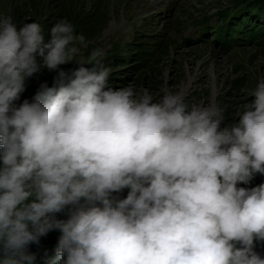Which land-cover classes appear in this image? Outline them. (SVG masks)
Here are the masks:
<instances>
[{"label": "clouds", "instance_id": "9594fccd", "mask_svg": "<svg viewBox=\"0 0 264 264\" xmlns=\"http://www.w3.org/2000/svg\"><path fill=\"white\" fill-rule=\"evenodd\" d=\"M85 41L66 20L45 42L41 24L0 13V264H34L29 246L53 230L48 264H264V184L237 187L264 175V79L221 128L216 106L114 90L96 48L92 68L60 71L16 106Z\"/></svg>", "mask_w": 264, "mask_h": 264}, {"label": "rangeland", "instance_id": "374dc122", "mask_svg": "<svg viewBox=\"0 0 264 264\" xmlns=\"http://www.w3.org/2000/svg\"><path fill=\"white\" fill-rule=\"evenodd\" d=\"M237 1L0 0V13L11 16L18 29L33 22L44 29L59 14L77 22L91 12L90 35L76 54L78 68H91V52L102 48L98 59L111 70L109 86L114 90L131 83L137 92L146 89L153 102L167 92L182 94L189 107H218L223 128L239 122L238 114L264 79V19L259 20L262 34L252 43L225 47L199 35L202 20ZM140 51L149 53L147 61L135 56ZM56 216L66 220L67 209Z\"/></svg>", "mask_w": 264, "mask_h": 264}, {"label": "trees", "instance_id": "16d2710c", "mask_svg": "<svg viewBox=\"0 0 264 264\" xmlns=\"http://www.w3.org/2000/svg\"><path fill=\"white\" fill-rule=\"evenodd\" d=\"M213 18H215V26H212L214 29L212 38H215L216 43H222L225 47L237 45L240 44V39H237L240 35L243 36V39L247 40L244 43H252L262 34V29L259 28V24H261L259 20L264 19V0L237 1L236 4L227 8L225 11L216 13L207 19L205 18L200 24L203 28H208L207 25L210 24ZM92 19L93 15L91 12L87 13V16L77 22L67 18L64 19L63 13L59 14L50 25L44 28L45 42L50 39L51 27L61 20L72 23L75 27L76 34L84 35L86 37L85 42H87V38L90 35L88 24ZM260 44L264 45V38L260 40ZM75 46L78 48L81 44L77 42ZM148 54L149 53L146 51H140L139 54L135 56H137L139 60L147 61ZM93 66H91V68ZM76 69H78L76 56L72 62L59 66L55 71L41 68L38 73L26 81V90L21 94L20 100L15 102L16 106L23 103L25 99L31 102L42 84L46 83L48 87H52L60 71L70 74ZM260 184H264V175L256 174L249 184H238L237 187L250 189ZM129 191L130 189L125 188L120 193H114L113 195L118 196L119 199H125ZM60 235L61 233L58 230L50 231L45 237L40 238L39 244H32L29 246V251L36 254L34 264H48L49 259L54 256V249ZM254 250L264 258V242H256ZM45 253H47V255H45Z\"/></svg>", "mask_w": 264, "mask_h": 264}, {"label": "bare ground", "instance_id": "6f19581e", "mask_svg": "<svg viewBox=\"0 0 264 264\" xmlns=\"http://www.w3.org/2000/svg\"><path fill=\"white\" fill-rule=\"evenodd\" d=\"M198 69V68H197ZM199 70V69H198ZM197 73V70H195V74ZM205 73V72H204Z\"/></svg>", "mask_w": 264, "mask_h": 264}]
</instances>
